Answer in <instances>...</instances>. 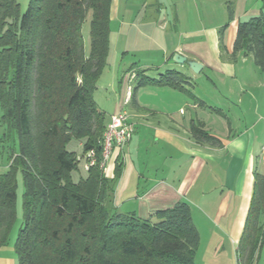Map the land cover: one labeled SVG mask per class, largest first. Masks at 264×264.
I'll list each match as a JSON object with an SVG mask.
<instances>
[{
	"label": "trees",
	"instance_id": "16d2710c",
	"mask_svg": "<svg viewBox=\"0 0 264 264\" xmlns=\"http://www.w3.org/2000/svg\"><path fill=\"white\" fill-rule=\"evenodd\" d=\"M113 0H0V247L15 221L17 176L23 187L22 226L13 244L16 264H194L199 234L184 202L148 219L116 213L112 178L100 168L106 118L93 93L109 54ZM233 0L226 3L228 20ZM260 15L237 25L232 55H251L264 73V0ZM90 15V47L85 53L81 26ZM226 26L220 30V38ZM136 76L130 100L143 85L188 93L187 78L165 71L156 78ZM190 95V94H189ZM192 97V96H191ZM193 98V97H192ZM195 99V98H193ZM197 144L220 142L191 124ZM79 142L92 150L95 164L74 182L77 160L66 150ZM264 215V175L254 173L252 196L238 243V264H252L260 247Z\"/></svg>",
	"mask_w": 264,
	"mask_h": 264
},
{
	"label": "crops",
	"instance_id": "0c3cea01",
	"mask_svg": "<svg viewBox=\"0 0 264 264\" xmlns=\"http://www.w3.org/2000/svg\"><path fill=\"white\" fill-rule=\"evenodd\" d=\"M195 1L183 0L182 17L177 3L167 7L161 0H128V66H122L127 53H121L120 58L115 53L110 64L109 51V83L105 86L111 92L106 100L111 102V113H103L107 124L110 116L126 112L134 132L121 151L114 148L110 152L104 175L112 178L116 162L122 163L114 204L128 198V203L134 205L128 213L140 219H148L178 202L186 203L200 242L203 235L208 237L217 252L221 245L214 239L217 236L230 238L233 245H238L252 196L253 175H264L260 162L264 146V74L255 67L251 55H232L238 23L254 16L248 0L232 1L234 16L228 25L220 22L221 9L226 12L229 0H215L220 7L216 20L220 21L191 29ZM210 1L201 0L215 19ZM117 5L118 0H113L110 21L117 17ZM181 26L188 29L181 30ZM221 26L228 29L220 38ZM137 47L144 48L141 57H136ZM156 51L161 54V65L150 56ZM175 54L202 66L199 74L209 78L210 97L204 102H187L181 91L143 85L132 102L138 73L149 78V70L166 68L183 77L185 69L190 77L194 75L185 64L172 61ZM101 88L98 81L94 93ZM183 107L188 110L183 112ZM191 124L200 125L221 146L197 144L189 132ZM126 190L133 191L127 195ZM0 264H16V260L7 256Z\"/></svg>",
	"mask_w": 264,
	"mask_h": 264
},
{
	"label": "rangeland",
	"instance_id": "374dc122",
	"mask_svg": "<svg viewBox=\"0 0 264 264\" xmlns=\"http://www.w3.org/2000/svg\"><path fill=\"white\" fill-rule=\"evenodd\" d=\"M137 1V0H133ZM163 3L169 7L177 3L178 9L180 11L181 16L183 17V11L184 6L182 4L183 0H161ZM225 1V0H223ZM20 8V14H23L26 10L28 0H17ZM214 10L215 19H213V16H210V10L206 11V6L202 4L201 0L195 1V8L193 7L194 11H192L191 14V20L189 24L191 25V29H198L201 25H206V23H209V21H220L216 20L219 19L218 16V10L220 12V7L218 8V4L215 0H211ZM220 2V1H219ZM247 6H249L252 9V13L254 16L257 17L260 15L261 11V1L260 0H248ZM186 7V6H185ZM234 3H233V16H234ZM117 17L115 20H111L109 23V51H110V58L109 63L111 64L112 59L114 57L115 53H118V58L121 57V53H127L124 55V62L122 63V66L127 65L128 66V0H118L117 5ZM196 12V14H195ZM149 14V12H148ZM153 13H150V15ZM211 14V15H213ZM223 14V15H222ZM221 15L222 20L220 23H224L227 25L230 23L227 17V13H223L221 9ZM162 18V10L159 13L158 21ZM243 20V22L247 21ZM196 24L192 28V25ZM183 25V23H182ZM223 26V25H222ZM221 26V27H222ZM181 30L188 29L187 27H180ZM228 29V27H225V31ZM89 31H90V15L88 14L85 21L83 22L81 26V35L83 40V47L86 54L89 52L90 47V39H89ZM143 47H137V50L135 52L136 57H141L143 55ZM152 46H150V50H152ZM154 51V50H153ZM150 55L153 58L154 62H157V65H161V54L156 52H151ZM147 55V54H146ZM249 60H252L249 58ZM167 70L166 68H159L149 70L148 71V77L149 78H156L158 74L164 73V71ZM109 69L106 67L104 71L102 72L101 76L99 77V84H101L102 88L99 89L96 93L93 94V99L96 103V106L99 110L102 112H105L106 115H109L111 113V102H107L106 100H109L108 95L109 93L108 87L105 85L109 83ZM184 77H190V73L185 69L182 73ZM194 74V73H193ZM264 74V73H263ZM209 78H207V75L205 73H197L194 75H191L190 78H187V82L189 83V88H186V91L188 93H182V96L185 97V100L187 102H190V100H195L197 102L199 101H206L210 97L211 92V86L208 81ZM211 79V78H210ZM213 80V78H212ZM106 91H105V90ZM190 94V95H189ZM193 98H192V97ZM194 100V101H195ZM113 102V101H112ZM129 108V107H128ZM127 110V108H126ZM183 112L188 110L187 107H183ZM1 115V112H0ZM4 133V128L0 126V137ZM66 150L70 153H73L75 155V158L77 160V166L76 170L71 173V178L74 182H77L79 179H84L86 177V170H85V160L82 155V149L79 144V142L72 140L70 143L66 146ZM108 165V164H107ZM108 168V166H106ZM7 170V161L6 156H3L0 159V175L4 174ZM117 188V184H115L113 189V206L116 208V213L125 214L128 213L129 207L134 206L132 203H128V198L124 199L122 202H118L115 206L114 199H115V191ZM127 195L128 191L133 190H126ZM22 199H23V187H22V181L21 177L17 176V186H16V200H15V221L11 227L9 237L7 240V243L0 247V262H2L5 257L10 256L15 259L14 251H13V244L15 241V238L17 236V233L19 229L22 226ZM260 247L258 248V251L256 255L254 256L253 263L252 264H264V218L262 216L260 220ZM214 239L217 240V242H220V246H217V252L213 251V245L209 244V238L202 236L201 242L199 240V245L195 253L194 257V264H238L239 260V252H238V245H233L231 243L230 238H224V237H215ZM16 260V259H15Z\"/></svg>",
	"mask_w": 264,
	"mask_h": 264
},
{
	"label": "built area",
	"instance_id": "2783aa9c",
	"mask_svg": "<svg viewBox=\"0 0 264 264\" xmlns=\"http://www.w3.org/2000/svg\"><path fill=\"white\" fill-rule=\"evenodd\" d=\"M133 132V125L129 121V116L126 112L120 111L110 116L103 134L102 142L103 150L100 168L103 173L105 172L106 161L110 152L114 148L121 151L130 142ZM83 158L85 160V170L87 171L95 164L94 152L92 150L88 151L83 155ZM260 162L264 166V146L261 149Z\"/></svg>",
	"mask_w": 264,
	"mask_h": 264
},
{
	"label": "water",
	"instance_id": "95a60500",
	"mask_svg": "<svg viewBox=\"0 0 264 264\" xmlns=\"http://www.w3.org/2000/svg\"><path fill=\"white\" fill-rule=\"evenodd\" d=\"M172 61L178 65L185 64L188 67V69L194 74L199 73L200 70L202 69V66L199 63L195 61H187L185 57L180 56L178 54L173 55Z\"/></svg>",
	"mask_w": 264,
	"mask_h": 264
}]
</instances>
